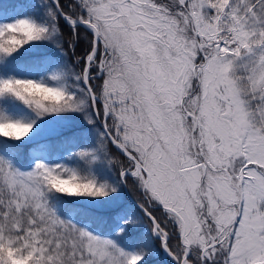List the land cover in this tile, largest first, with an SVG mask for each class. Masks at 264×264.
<instances>
[{
    "label": "snow or ice",
    "instance_id": "obj_1",
    "mask_svg": "<svg viewBox=\"0 0 264 264\" xmlns=\"http://www.w3.org/2000/svg\"><path fill=\"white\" fill-rule=\"evenodd\" d=\"M161 253L264 264V0H0V264Z\"/></svg>",
    "mask_w": 264,
    "mask_h": 264
},
{
    "label": "trees",
    "instance_id": "obj_2",
    "mask_svg": "<svg viewBox=\"0 0 264 264\" xmlns=\"http://www.w3.org/2000/svg\"><path fill=\"white\" fill-rule=\"evenodd\" d=\"M130 194L134 199L139 197V193L134 190L131 191ZM159 264H166L161 256L159 257Z\"/></svg>",
    "mask_w": 264,
    "mask_h": 264
},
{
    "label": "water",
    "instance_id": "obj_3",
    "mask_svg": "<svg viewBox=\"0 0 264 264\" xmlns=\"http://www.w3.org/2000/svg\"><path fill=\"white\" fill-rule=\"evenodd\" d=\"M129 199H130V200L133 199V198L130 196V194H129ZM163 258H164L165 261L167 260V258L164 256V254H163Z\"/></svg>",
    "mask_w": 264,
    "mask_h": 264
},
{
    "label": "rangeland",
    "instance_id": "obj_4",
    "mask_svg": "<svg viewBox=\"0 0 264 264\" xmlns=\"http://www.w3.org/2000/svg\"><path fill=\"white\" fill-rule=\"evenodd\" d=\"M160 256H161V255H160ZM160 256H159V257H160Z\"/></svg>",
    "mask_w": 264,
    "mask_h": 264
}]
</instances>
